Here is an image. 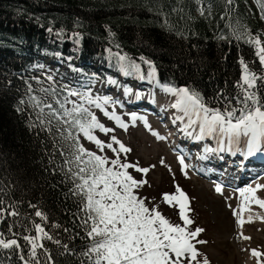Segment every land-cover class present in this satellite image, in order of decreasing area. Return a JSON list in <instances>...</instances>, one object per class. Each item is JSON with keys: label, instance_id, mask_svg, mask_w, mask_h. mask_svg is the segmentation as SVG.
<instances>
[{"label": "trees", "instance_id": "obj_1", "mask_svg": "<svg viewBox=\"0 0 264 264\" xmlns=\"http://www.w3.org/2000/svg\"><path fill=\"white\" fill-rule=\"evenodd\" d=\"M260 17L256 0H235L231 6L225 0H0V200L19 212L0 221L3 238L24 245L22 237L36 235L34 224H41L72 250L61 255L62 247L43 240L55 264H80L85 258L79 253L88 243L76 226L78 198L61 170L64 158L37 119L29 83L35 90L49 85L88 89L103 72L117 73L122 63L140 66L139 72L129 68L128 77L143 71L147 76L149 61L158 85L194 88L212 107H222L221 94L239 92L241 59L252 71H264L250 42L263 37ZM46 57L56 62V71L43 68ZM63 64L77 76L61 72ZM28 251L25 247L24 254ZM0 264L23 262L16 251L0 249Z\"/></svg>", "mask_w": 264, "mask_h": 264}, {"label": "snow or ice", "instance_id": "obj_2", "mask_svg": "<svg viewBox=\"0 0 264 264\" xmlns=\"http://www.w3.org/2000/svg\"><path fill=\"white\" fill-rule=\"evenodd\" d=\"M225 2L229 6L235 4V0ZM256 3L260 8V18L264 19V0H256ZM200 11L201 15L205 14L204 8ZM208 11L210 13V8ZM238 31V27L234 28V33ZM250 42L255 45V55L264 69V43L256 36ZM119 60L124 62L128 58L119 56ZM145 63L150 67L147 78L154 80L155 68L151 62ZM240 63L242 73L236 83L239 92L233 97L221 94L222 107H212L211 102L194 88L163 86L166 93L175 97L170 107L180 113L173 120V123L179 121L183 125L178 130L195 141L211 138L216 142L215 148L205 146L204 154L198 156L201 160L207 159L208 153L223 152L239 153L245 159L258 154L264 156V96L260 94V89L264 88V71H252L243 59ZM121 68L125 75L132 74L129 68L136 72L140 70L134 62L122 63ZM145 78L143 75L140 77L142 80ZM33 79L41 83L39 77ZM47 80L54 83L52 75H48ZM28 91L33 93L30 101L39 109L37 119L40 125L52 134L53 147L64 158L63 165L66 167L61 170L72 183L70 192L78 198L79 212L75 214V222L84 233L82 239L88 242L79 253L85 258L80 264H210L198 247L209 243L201 238L206 229L193 227L195 221L189 215L192 211L189 196L178 184L174 186V192L161 194L162 203L178 208L182 223H172L159 210L160 205L155 199L149 200L140 192L144 187H150L146 177L156 165L145 167L139 160H131L129 156L133 149L118 138L115 127L106 126L92 111L93 107L98 109L104 117L127 131L129 124L115 110L109 111L107 107L111 104L114 108L120 101H114L107 95L93 96L90 89L81 92L67 85L61 88L49 85L35 90L29 83ZM37 91L43 96L36 95ZM130 91L125 88L126 94ZM120 106L123 107L122 104ZM130 115L132 126L141 120L158 140L167 139L151 128L145 116ZM97 131L109 139H100ZM81 138L93 143L98 151L86 148ZM108 151L112 156L107 155ZM178 160L181 172L187 176V170L192 166L185 162L183 154L178 156ZM159 164L172 171L163 158ZM135 174H140L141 178L137 179ZM215 190L223 195L222 184L216 183ZM236 191L239 193V204L237 207L229 204L228 207L232 209L237 227L242 230L246 223H252L254 219L264 220V216L252 214L251 209L252 205L264 209V198L258 195L264 191V184L256 183L255 187L248 184ZM3 205V200H0V221L6 215L19 216L17 210ZM245 213H248L246 219ZM35 215L42 220L47 219L41 211H36ZM34 228L36 235L22 237L26 242L24 245L16 238L4 239V234L0 232V249L16 251L23 264H55L43 240L53 241L62 247L64 251L61 255L72 254L67 244H61L41 224H34ZM64 231L69 229L64 228ZM9 232H12V226H9ZM12 235L18 234L13 232ZM239 235L242 240L251 239L243 231ZM25 247L29 249L27 255L24 254ZM251 255L257 259V264H264V253L251 249Z\"/></svg>", "mask_w": 264, "mask_h": 264}, {"label": "rangeland", "instance_id": "obj_3", "mask_svg": "<svg viewBox=\"0 0 264 264\" xmlns=\"http://www.w3.org/2000/svg\"><path fill=\"white\" fill-rule=\"evenodd\" d=\"M261 41L264 43V31ZM46 63L48 64L43 67L44 69H50L51 71H56V69H58L56 62H53L50 57H46ZM99 70H101V68H99ZM60 71H66L68 74L72 73L74 77L77 76L76 73L71 71L65 64L61 65ZM143 72H141V74L137 73L138 75L133 78L125 75L123 69H118L115 74L113 72V74L103 72L101 79L91 88L85 89L78 86H73L72 88L81 92L90 89L93 96L107 95L112 97L114 101H120L123 107H121L120 104L115 105L114 108L111 104L107 107L109 111L115 110V112L129 124L127 131L119 128L114 121H110L107 117H104L98 109L93 107L92 111L96 113L106 126L115 127V134L118 138L133 149V152L129 156L131 160H139L141 165L145 167L150 164L156 165L155 169L146 177L149 180L150 187L146 186L141 189L140 192L141 195L148 197L149 200L155 199L160 205L159 210L172 223H182L178 214V208H172L162 203L161 194L164 192H174V186L178 184L189 196L192 209L189 215L195 221L193 227H203L206 229V232L201 234V238L208 240L209 243L198 247H200V250L208 257L210 264H257V259L255 258L254 261L251 258V249H257L264 253V220L254 219L252 223H246L242 230L238 228L235 223V217L232 215V209L228 207L229 204H231L232 207H237L238 201L232 198L229 199L227 195L218 194L213 190L216 183L222 184L223 187L225 184L217 180V178H208L205 174L201 173L200 168H205V166L201 165V159L197 165H192L196 156L192 157L193 153L188 151V149L186 150L191 144L185 142L182 145L184 151L181 152V150L176 149V145H174L175 147H168L166 144L159 142V140L145 127L143 121L137 120L135 126H132L130 114L136 113L138 116H145L148 124L151 125L153 129L154 124L160 122L156 110L163 107L170 108L171 103L175 99L174 96L163 90V86L157 84V75H155L154 80L148 79ZM142 75L146 77L143 80L140 79ZM125 88L131 89V91L126 94ZM72 99H75V97ZM155 101L159 103L154 105L153 108H146L147 106L153 105L152 102ZM85 106L87 107V105ZM157 106L159 108H155ZM166 115L172 118L174 115L179 114L173 109L169 114L166 112ZM165 123H170L168 117L164 124ZM96 134L102 140L107 141L109 139L98 131ZM81 140L83 145L89 150L98 151L95 145L90 141L83 138H81ZM180 140V138L177 139V142L180 143ZM210 145L213 146V144ZM196 150L198 149L195 148V151ZM199 152L200 151H198V153ZM171 154H173L174 157ZM181 154L185 156V162L192 166L187 170V176L181 172V166L178 160V156ZM225 154L227 157L229 156L228 152H225ZM107 155L112 156V153L108 151ZM221 156H224L223 153H221ZM161 158L171 167V172H169L168 168L159 164ZM244 159L245 158L242 156L240 160ZM223 162H225V160L222 161V163ZM237 163H239V161H236V165ZM249 165L253 166L251 163ZM254 167L256 168L258 165H254ZM206 169L207 171L209 170L207 167ZM261 172L263 173V171ZM261 172L239 183L236 187L231 188V190L236 193V189L255 183L256 178L258 176L260 177ZM135 175L137 179L141 178L140 174ZM258 195L264 198V191L259 192ZM251 209L252 214L264 216V209H261L259 206L252 205ZM247 215L248 213H245V219ZM241 231H243L244 235L251 237V239L247 241L242 240L239 235Z\"/></svg>", "mask_w": 264, "mask_h": 264}, {"label": "bare ground", "instance_id": "obj_4", "mask_svg": "<svg viewBox=\"0 0 264 264\" xmlns=\"http://www.w3.org/2000/svg\"><path fill=\"white\" fill-rule=\"evenodd\" d=\"M154 106L151 105V108H153ZM156 108V107H155ZM157 108H159L157 106ZM173 109L170 108H159L157 109V116L159 117L160 122H156V124H154L153 129L156 132H159L160 135H163L165 137H167V139L161 141L159 140V142L166 144V146L168 147H173L174 145H176L177 139H181V140H185L187 142V140L190 141L191 138L187 137L183 132L179 131L178 129L183 127L182 124H179L180 122L177 121L176 123H173L174 120V116L171 118L169 116L166 115V112L169 114L170 111H172ZM180 114V113H177ZM168 117V119H170V123L167 124L164 122L166 121V118ZM160 124V125H157ZM178 127V128H177ZM193 140V139H192ZM180 144V143H178ZM210 144H213V146H211ZM205 146L208 147H216V142L211 139V138H206L202 141H195L193 140L191 142V146L188 149V151H191L193 153V156H196L194 159V162L192 165H197L199 162V155H203V149L205 148ZM175 147V146H174ZM195 148L198 149L195 151ZM179 149V148H176ZM180 150V149H179ZM177 151V150H174ZM198 151H200L198 153ZM199 155H198V154ZM197 154V155H196ZM173 156V154H171ZM223 155L225 156H221V153L218 154H214V153H208L207 154V159L201 160V165H204L205 167H207L208 169L211 170L212 174H210V177L215 178L217 176H219L220 174L224 175V179H226L223 184H225V186L223 187V195H227V197H229L230 199H235V201H238L239 204V193L236 192L234 193L231 188L236 187L239 183H242L243 181H245L248 178L254 177L256 174H259V172L263 171V173L261 172L260 177L256 178L255 183H252V186L255 187L256 183H264V156L262 155H256L254 157H250L248 159H244V160H240L241 159V155L239 153L236 154V158H234L235 156L231 157V154L229 153L230 157H227L225 152H223ZM174 157V156H173ZM222 163V161H224ZM227 160V162H226ZM236 161H239V163H237L236 165ZM263 161V162H262ZM253 164L249 165V164ZM230 166H229V165ZM254 165H258V167H254ZM262 165V166H260ZM233 175H238V176H233ZM239 175H241L239 177ZM208 177V178H210ZM253 180V179H251ZM250 181V180H249ZM213 190L216 192L215 187L213 188ZM220 194V193H218ZM241 242V241H239ZM251 258L255 261V257H253L251 255Z\"/></svg>", "mask_w": 264, "mask_h": 264}]
</instances>
